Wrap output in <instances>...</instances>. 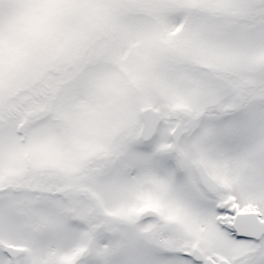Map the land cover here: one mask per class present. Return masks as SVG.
<instances>
[{
    "label": "snow or ice",
    "instance_id": "1",
    "mask_svg": "<svg viewBox=\"0 0 264 264\" xmlns=\"http://www.w3.org/2000/svg\"><path fill=\"white\" fill-rule=\"evenodd\" d=\"M0 264H264V0H0Z\"/></svg>",
    "mask_w": 264,
    "mask_h": 264
}]
</instances>
